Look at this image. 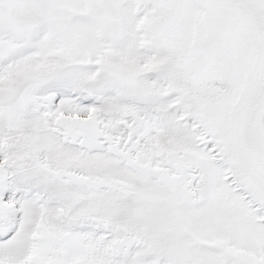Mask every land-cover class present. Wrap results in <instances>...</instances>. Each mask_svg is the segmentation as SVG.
Instances as JSON below:
<instances>
[{
    "label": "snow or ice",
    "instance_id": "6c2138e0",
    "mask_svg": "<svg viewBox=\"0 0 264 264\" xmlns=\"http://www.w3.org/2000/svg\"><path fill=\"white\" fill-rule=\"evenodd\" d=\"M0 264H264V0H0Z\"/></svg>",
    "mask_w": 264,
    "mask_h": 264
}]
</instances>
